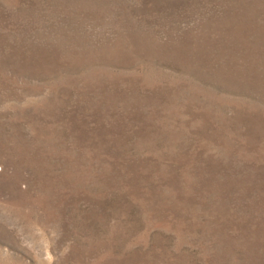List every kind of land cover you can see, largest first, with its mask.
I'll return each mask as SVG.
<instances>
[{"label":"rangeland","instance_id":"374dc122","mask_svg":"<svg viewBox=\"0 0 264 264\" xmlns=\"http://www.w3.org/2000/svg\"><path fill=\"white\" fill-rule=\"evenodd\" d=\"M0 264H264V0H0Z\"/></svg>","mask_w":264,"mask_h":264}]
</instances>
